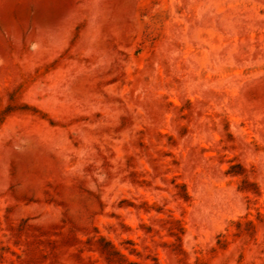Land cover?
I'll return each mask as SVG.
<instances>
[{
  "label": "rangeland",
  "instance_id": "rangeland-1",
  "mask_svg": "<svg viewBox=\"0 0 264 264\" xmlns=\"http://www.w3.org/2000/svg\"><path fill=\"white\" fill-rule=\"evenodd\" d=\"M0 264H264V0H0Z\"/></svg>",
  "mask_w": 264,
  "mask_h": 264
}]
</instances>
